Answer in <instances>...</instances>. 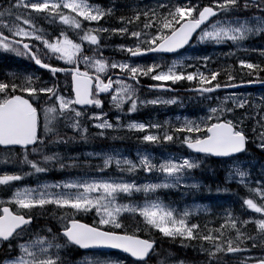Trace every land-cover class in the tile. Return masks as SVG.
Instances as JSON below:
<instances>
[{
	"label": "snow or ice",
	"instance_id": "1",
	"mask_svg": "<svg viewBox=\"0 0 264 264\" xmlns=\"http://www.w3.org/2000/svg\"><path fill=\"white\" fill-rule=\"evenodd\" d=\"M8 7L0 9V18H7V22L0 24V50L12 52L16 56L26 57L33 61L41 69L51 73L53 79L37 85L39 77L25 76L21 83L0 81V165L15 162L17 153L22 156L21 165H27L32 171L4 172L0 174V185H9L14 181H21L25 176L46 173L49 171L44 164H59L60 169L79 167V157L68 156L71 163H64L65 157L59 152L51 155H43V162L30 159L31 154H43L48 143L68 144L77 138L87 142L89 140L87 121L92 122V127L100 129L99 136H105L106 130H114L116 127H124L120 124V117L114 125L106 117L107 113L89 114L83 106L102 107L99 99L100 93L112 92L111 100L116 109L123 110L125 103H130L128 113L138 111L140 106L157 104H175V99L163 100L156 97L152 100L140 99L137 89L123 79L107 82L101 78V73H107L110 69H119L127 75L129 80H135L139 84V76L151 75L155 81L176 84L180 81H196L190 91L198 93L204 99H209L205 94H211L220 88H235L239 85L219 82V71L209 70L207 74L201 71L196 64H188L187 67L195 68L194 72L186 73L176 71L185 65L179 61H173L167 70H160V65L152 64L148 67L133 65L127 61L117 62L99 59L96 56L83 54L82 45L86 42L89 46H96L100 50L99 33H119L135 38L137 43L131 46L121 45V51H126L132 57L144 55L147 52L174 53L185 48L193 40L196 34L197 43L224 44L231 41L239 50L241 42L252 35L264 33V0H209L208 4H202L201 0H158L155 6L145 5L143 8L134 9L131 17H120L121 27L107 28L99 25V21L114 13L113 7H102L90 2V0H7ZM68 10V14L64 13ZM254 10L250 16H241V12ZM33 13H45V19L49 22L59 21L69 25L73 29L80 30L79 40L70 39L66 32L61 31L60 36L54 40L35 23ZM74 13L75 16L71 14ZM77 17L82 19H77ZM83 21L96 22V27L83 29ZM139 22L136 28L129 29L128 25ZM27 26V27H25ZM199 30V31H198ZM38 41L43 45V51L38 45L32 43ZM146 45L147 47H142ZM248 51V49H243ZM255 50V49H253ZM234 55V53H231ZM264 56V50H260ZM52 58L62 60L66 65L73 67L54 66L48 61ZM188 60L202 62L203 68H208L211 57L204 55L198 57H186ZM83 62L86 68L95 69V87L93 76L88 71H81L79 64ZM242 68L250 71L248 75L264 72V67L257 63L240 61ZM59 73L71 75V92L74 96L63 94V88L58 84ZM14 75V74H10ZM234 77L229 74L228 80ZM264 82V81H262ZM251 83V81H250ZM113 84L117 87L113 90ZM164 89V85H156ZM170 91L171 89H164ZM20 93H26L27 96ZM229 101L231 104L229 105ZM247 101L235 96H226L216 107H210L209 115L202 117L198 122L185 119L182 124L170 127V131L160 134H146L142 140L150 143L171 142L178 138L177 133H204L203 135H185L182 142L187 149L195 154L215 157H233L234 160L228 170L226 179L236 180L244 185L250 193H254L262 203L254 202L253 198H246L243 204L255 213L264 217V180L249 181L250 172L246 170L236 154L246 151L249 137L243 130V119L234 122L229 118L237 108H245ZM46 105V106H45ZM79 105L81 107L77 108ZM43 121V135L38 134ZM169 122H165L168 124ZM259 131L253 128L256 147L264 150V123L257 121ZM70 128L74 135L67 136L61 133L59 127ZM162 129L160 123H144L130 121L127 124L129 131L147 132L148 129ZM16 146H19L18 149ZM31 146V147H30ZM88 157L102 160L97 165V171L103 173L113 164L122 173L134 174L139 169L145 173L158 171L163 175L160 182H137L120 177L113 178H85L68 179L62 183L37 184V187H16L9 200H0V247L6 248L8 257L0 264H64L61 257V249L69 245L78 246L80 249H116L129 254L136 261L148 264L149 254H155L156 241L141 239L136 233L141 231L139 223L134 226V231L129 232L128 226L123 224L120 217L124 213L133 216L139 215L143 219V225L150 231L155 229L163 237L176 240L206 242L198 245V250L206 256V264H220L219 254L250 253L252 248L264 245V218L240 220L231 213L226 214L224 223L219 228L204 231L197 223H189V217L193 212L185 209L177 212L176 209L165 205L158 198L149 197L161 189H170L181 186L190 179L192 170L200 168L202 160L199 155L164 158L159 163H153V157L147 152H138L139 164L122 157L119 153H95L89 152ZM258 184L259 186H252ZM184 186L189 189H199L198 182ZM56 190V191H53ZM227 192L228 189L224 188ZM221 189L217 188V192ZM98 193V195H92ZM136 193H143L146 200L141 206L133 201L121 202V197H132ZM10 205L16 206L13 211ZM46 205H55L65 212L59 217L63 225L60 236L46 229L47 233H32L31 226L34 216L33 209H45ZM95 209L99 216L100 225H110L111 229H124L123 234L112 230H101L96 226H88L72 218L79 213H88ZM247 225L254 223L257 235L244 233L237 224ZM206 227V226H205ZM225 229L235 230V236H227ZM25 233H30L29 238L23 243H17ZM63 239V242H61ZM251 241L249 246L246 242ZM18 248V253L16 249ZM86 264H113L111 261L89 258ZM161 264H165L161 261ZM180 264H184L183 261ZM240 264H264V254L261 256L246 255Z\"/></svg>",
	"mask_w": 264,
	"mask_h": 264
},
{
	"label": "rangeland",
	"instance_id": "2",
	"mask_svg": "<svg viewBox=\"0 0 264 264\" xmlns=\"http://www.w3.org/2000/svg\"><path fill=\"white\" fill-rule=\"evenodd\" d=\"M125 1H130V0H117V1H113V5L115 6H111L114 8V13L112 15H110L111 17L114 16H118L124 15V12L119 10L123 7V4H125ZM209 1V0H206ZM91 3L96 4V5H100L102 7L107 8L108 5H103V4H97L95 2H93L92 0H90ZM158 0H135L134 3H131V7L133 8L134 5H136V8H143L145 5L148 6H155L157 4ZM8 7V2L5 0H0V9L2 8H7ZM65 14H68V10L64 9L63 10ZM254 10H252L253 12ZM33 17L35 18V23L36 25L43 29V28H48V27H52L50 28V33L51 35H48V37H51L53 40L56 37L60 36L61 31L66 32V34L68 35V37L70 39H73L75 42H80L79 40V35L78 33H80V30L78 29H73L71 28L69 25H64L61 24L58 20L55 22H49L48 19H45L46 14L45 13H33L32 14ZM72 16H75L74 13L71 14ZM108 18H110L109 16H107ZM78 18V17H77ZM78 19H82V18H78ZM103 19L99 21V25L103 26V27H107L105 23H102ZM7 22V18H0V24L6 23ZM97 24L96 22H91L89 23L88 21H83L82 23V28L86 29L88 27H96ZM122 25H120L119 27H121ZM27 27V26H25ZM45 28V30H46ZM101 38V42H100V50L109 53L110 55L113 56L112 59L108 60L109 62L111 61H117V62H124L127 61L133 65H140L142 67H148L151 66L152 64H158L160 65V70H167V68L169 66L172 65L173 61L179 60L181 61L185 67L184 68H177L176 71L180 72V71H184L186 73H190V72H194L196 69L192 68V67H187L188 64H196L198 67H200L201 71L207 72L210 70L209 68V64H208V68L205 69L202 66V62L198 61V60H188L185 59L186 57H198V56H204L207 55L209 57H211V60L213 59H217L218 57H214L215 56V50L219 51V52H227L230 51L232 49L238 50L237 47L235 45L232 44L231 41H228L224 44H219V45H215V44H209V43H197V40L192 43L189 47H187V49H185L183 52L179 53L176 56H173L172 58L168 59V60H163L162 58L159 57H146V58H131L129 56V53H127L126 51H121L120 49V45H111L110 41H109V37H111L113 35L112 38H121L122 36L119 35V33H99L98 34ZM259 37H264V33L258 34V35H252L250 36L248 39H246L245 41L241 42V48L238 51H244L243 49H248V51H245L247 53H250L246 56V58H241L239 60V62L241 60H244L246 62L252 63L251 58L255 56V53L259 48L257 47V45L255 43L252 44L253 41L256 38ZM128 39H131L130 37ZM125 39V40H128ZM263 40V39H262ZM38 42V41H35ZM133 44H127L125 46H131ZM264 46V43L262 42V48ZM83 48V53L84 54H88L90 53L89 57L91 56H96L95 54L96 51V46H89L86 42L83 43L82 45ZM255 49V50H253ZM99 50V51H100ZM95 53V54H94ZM97 58H99L98 56H96ZM102 59V58H99ZM106 60V59H105ZM214 60V61H215ZM62 64H64V62L62 60H60ZM241 65V64H240ZM93 71H95V69L90 68ZM110 72H120L119 69H110L107 73ZM121 73V72H120ZM104 74V73H101ZM28 75H33L34 77H40L41 79H45L44 76H41L39 74H37L36 72L30 71V73L26 74ZM127 77L126 74H123ZM152 74H149L148 76H139V78H143V79H147L148 81H152V79L150 78ZM126 83H131L136 89H137V95L140 97V99H147V100H152L155 99L156 97H160L163 100H168V99H175L176 103L175 104H157V105H147L145 106H140L138 111L134 112V113H128V109L130 107V103H125L123 105V110L116 112L113 115H110L107 113V119L113 123L114 125H116L117 123V117H120V124L124 125V127H116L114 130H106V135L105 136H99L97 135V133H99L101 130L100 129H96L94 127H92V122L91 121H87L86 124L88 126V133L92 132L94 133V136L99 137V138H106V139H110L112 142H114L113 144H110L109 146H103L102 144L99 143H92L91 145H88L87 147L85 146L80 152H71L70 149L65 150L66 153H60L62 156L65 157L64 161H67L68 163H71V161H69L67 159L68 156H77L79 157V165H83L85 167L88 168V171L83 175V176H79L76 178H70V179H79L81 177H85V178H89V179H93V178H107L108 176H112L113 178L116 177H120L123 179H127V180H136L137 182L143 183V182H160L163 179V175L161 173H159L158 171H154L152 173H145L143 171V169H139L136 173L134 174H127L122 173L120 171H118L115 167V164H113L110 168H108L105 172H103V175H97L98 172L96 169L97 165L102 164V160L98 159V158H92V157H88L86 154L89 152H95V153H100V152H105V153H119L122 155V157L127 158L132 160L134 163L139 164V158H138V152H147L149 153L152 157H153V163H159L161 162L164 158L166 157H170V156H175V157H186V156H196L188 151H183L182 150V138L185 135H203L204 133H177L175 134L176 139H174L171 142H166L168 143V148L167 149H162V150H153L151 149L149 146L146 147H138L136 144H141L140 139V135L141 137H143L146 134H160L163 135L164 131H170V127H176L179 126L180 124L183 123V121L185 119L188 120H193L199 123L200 119L202 117H206L208 116L209 113V109L210 107H216L218 104H220L224 97L226 96H235L239 99H244L247 101V104L245 106V108H237L235 109V111L233 113L229 114V118L233 119L234 122H239L241 119H243V130L245 131V133L248 135L249 137V141L252 144V147L258 150V147H256V143L253 142V140H255V137L253 135V128H256L257 131H259V125L257 123V121H260V123H264V91L262 90V88H256V89H244V90H239V91H234V92H224V93H217V94H213V95H209V99H204L203 96L201 97H197L196 99L193 100V105L191 106L190 110L192 111L191 114L185 113L187 111V102H183L182 99L174 96L172 93H151L149 91V89H153V92H157L158 90L155 89L156 87H153L155 84H158V82H153V83H147V82H139L142 85H145L146 91H144L143 89H141L139 86L135 85L133 82H131L130 80L123 79ZM184 82H188V81H180L176 84H172L170 81L166 82L168 84H170L171 86H174V90H178V86L179 84H183ZM194 82V81H193ZM191 82V83H193ZM117 87V85H115V88ZM143 88V86H141ZM184 87H182L183 89ZM148 89V90H147ZM67 96V95H66ZM110 102L112 103L111 97H110ZM231 104V101H229V105ZM170 107H173L174 109L177 110H171ZM196 107V108H195ZM119 110V109H118ZM89 114L92 113H101V112H97V109H93L91 111L88 112ZM110 118H113L114 120H111ZM130 121H138V122H144V123H149V122H153V123H160L162 125H164V128L162 129H154V128H150L148 129L147 132H138L135 130L129 131L127 129V124ZM169 122L168 124H165V122ZM70 129V128H69ZM129 141L127 142V144L122 145L118 142H123V141ZM175 143V146H173V148L175 150L172 149V144ZM144 144V143H143ZM56 150H59L60 145L56 144ZM171 147V148H170ZM81 149V148H80ZM264 152V150H261ZM1 154V153H0ZM250 156V157H249ZM201 158V157H200ZM234 158H232L231 160L228 161L227 163V174L226 177L228 175V170L233 162ZM239 160L241 163H243L246 167V170H248L250 172V176H249V181H261L264 180V172H262V164H264V162H260L259 159L253 155L252 153L246 154L244 158H240ZM203 162V161H202ZM199 169V168H197ZM197 169L192 170V172L190 173V179L186 180L184 183L187 184H191V183H195L198 182L200 185L202 184V181L196 177V171ZM8 172L9 174L13 173V171L11 170V168L7 167L6 165H0V174H3L4 172ZM84 173V172H83ZM101 173V172H100ZM115 173V174H114ZM107 174V175H105ZM68 180V179H67ZM232 181H236V180H232ZM57 182H46V184H54ZM62 183V182H60ZM184 183L181 184V186L176 187V188H170V189H161L158 192H156L155 194L151 195L149 197V199H159L161 202H163L165 205H168L174 209L177 210V212H182L185 209H189L193 212V215H191L188 219H189V223L191 221L192 218L197 217L200 214H203L206 212L207 208L206 205L200 202H190V203H186L183 206H178V205H174V204H170L168 202V197L165 196H161L159 195V193L161 191L163 192H169V191H180V190H196V189H189L187 187L184 186ZM45 184V183H43ZM9 185H0V200H3L2 197L3 196H7L9 195L8 192V187ZM242 185V184H240ZM245 189H247L244 185H242ZM252 186H259L258 184H253ZM4 187V188H3ZM19 187H32L29 185H22ZM37 187V186H36ZM35 188V187H32ZM248 190V189H247ZM15 190H13L14 192ZM56 191V190H53ZM6 192V193H5ZM12 192V193H13ZM12 193L10 195H12ZM258 200V203H262V201L259 199L258 196H256L254 193H252ZM92 195H98V193H93ZM140 197V198H138ZM177 198H179V194L177 195ZM145 196L143 195V193H136L134 194L132 197H121V202L124 203H128L130 201H133L139 205H143L145 203ZM174 201V200H173ZM176 204H182V201H174ZM94 213V217H97V222L99 221V216H97L95 214V209H93L92 211ZM88 212V213H90ZM88 213H82V214H88ZM126 215L127 217H133L132 214L130 213H124L122 216ZM121 216V217H122ZM138 216L139 215H135ZM120 217V218H121ZM142 219V217H140ZM225 218H226V214H225ZM259 218H264L261 217V215H255L254 219H259ZM143 220V219H142ZM100 225V224H99ZM101 227H110V225H100ZM256 226V225H255ZM257 229V228H256ZM252 256H261L264 253H260V254H254V253H249ZM92 258V259H100V260H106V261H111L113 262V264H133L131 261H129L128 259L123 258L122 256H118V255H112V254H101V253H90L87 257H85L83 262H80V264H86L87 259ZM183 261L184 264L185 263H189L188 261H185L183 259H173L170 260L168 262V264H180V262ZM193 263H205L204 261H197V262H193Z\"/></svg>",
	"mask_w": 264,
	"mask_h": 264
},
{
	"label": "trees",
	"instance_id": "3",
	"mask_svg": "<svg viewBox=\"0 0 264 264\" xmlns=\"http://www.w3.org/2000/svg\"><path fill=\"white\" fill-rule=\"evenodd\" d=\"M92 1L101 3L104 6L105 4L110 2V0H92ZM112 1L115 2L117 0H112ZM202 4H205V3L202 2ZM119 10L124 12V15H123L124 17H131L134 15V9L131 7L129 3L125 5L124 10L123 9H119ZM242 15H246V14L242 13ZM109 17L110 18L106 16L103 19L102 23H105L106 26L115 25L119 27L121 25V21L119 17H114V16L112 17L109 16ZM138 23L139 22L128 25L129 29L136 28ZM119 35L122 36L124 39L129 38L128 35H121V34ZM126 41H134V38L128 39ZM262 42L264 43V40L257 41V44H261ZM142 47H147V46L142 45ZM0 53H3V57L11 58L10 60H7V61H5L4 59H0V81L12 82L14 80V82L17 84L21 83L23 79H19L20 77H18L19 71H20V68L18 67H20V65L19 63H16V60H14L16 57H20V56H16L12 52H5L3 50H0ZM96 53L98 55H104L107 59L111 58L110 54L107 52L100 50L99 52L96 51ZM231 53H234V55H232ZM216 56L218 57L216 60L213 59L208 62L210 70H216L220 72V75L217 77V81H213V84L217 82L221 84H224V83L239 84V83H245V82H250V81H262V79H264V72H259V73H256L255 75H248L247 73H249L252 70L241 67L239 60L243 58L242 51L232 49L227 52H219L215 50L214 57ZM21 58L25 60L26 62L32 64V61L27 59L26 57H21ZM251 61L252 63H257V64H260L261 67H264V57L262 56L260 57L254 56L251 58ZM15 64H17L18 67H17V71L13 73L16 70V67H14ZM207 72L205 73L207 74ZM10 74H14V76ZM229 74H231L234 77L232 81L228 80ZM148 82H151V81H148ZM38 84H39V81H37V85ZM194 84H196V81H194L193 83L184 82L183 84H179L178 86L189 88L193 86ZM20 94L27 96L26 93H20ZM61 133H66L67 136H72L70 133H67V132L61 131ZM39 134L43 135V127L40 128ZM66 148L67 146L62 151H65ZM55 152H57L56 145L54 143H48L47 147L43 150V154H31L29 158L43 162V155H51ZM249 153H252L253 155H255L260 160V162H262V151L253 148L252 144H249L248 146L247 154ZM20 159H22V156L18 152L15 162H17V164H20ZM218 163L217 161H214L212 158H206V163L204 164L206 165V167L204 166V170H201V169L199 170V173L201 175L205 173H212L214 171H219L220 178L218 180L206 181L207 185L205 186V188L203 189L201 193H199L198 195L194 194L192 196H189L186 200L182 199L183 196H180L181 194L179 195V198L182 199V204L190 200H203L204 202L208 203L209 213L205 215H200L194 218L192 221V223L199 224L201 226V229L204 231H207L208 229L219 228L220 225L224 223V220H225L224 215L226 213H231L233 217H239L241 221L253 219L254 216L257 214L253 212L251 209H248L247 206L243 204V200L246 198H253L254 202L256 203H258L259 200L252 193H250L247 189H245L239 184H236V183L226 184V181L224 178V170L220 165V163L222 162H218ZM43 166L48 167L49 171L46 173L29 175V177H37L38 179H41V178L57 179L63 176L80 175V174H83V172L85 173L88 171L87 167L85 166L66 168L63 170L60 169L59 164L49 163V164H44ZM23 167L26 169L25 172L32 171L27 165H23ZM60 172H61V175L63 174L62 176L59 174ZM217 188H220L221 191L217 192ZM224 188H227L228 191L227 192L223 191L222 189ZM172 193L174 192L166 193L165 196L173 200ZM120 220L123 224L128 226L129 232L134 231V226L137 223H139L141 231L137 232L136 235L141 236V237L151 238L157 242V246L155 249L156 252L150 257L148 264H161V261H164L165 264H168L170 260L178 259V258L187 260L190 262L199 261V260L194 261V259H196L197 257H200L201 261L206 260V256L202 254L201 252H199L198 250V245L201 243H204L206 245V242L187 241L185 244L182 245L181 243L183 242L179 238H177L176 240H172L171 238L160 236V234L154 229L149 231L143 225V220L140 219L138 216H133V217L123 216ZM237 227L241 228V230L246 234L253 235V236L257 235V229L254 223H248L247 225H242L238 223ZM225 234H226V237L227 236L234 237L235 230L225 229ZM246 243L249 246L251 245V241H247ZM250 253H254V254L264 253V245H261V247L252 248ZM246 254H249V253L228 254V255L219 254L220 263L233 262V264H240V260H242ZM139 264H142V263H139Z\"/></svg>",
	"mask_w": 264,
	"mask_h": 264
},
{
	"label": "flooded vegetation",
	"instance_id": "4",
	"mask_svg": "<svg viewBox=\"0 0 264 264\" xmlns=\"http://www.w3.org/2000/svg\"><path fill=\"white\" fill-rule=\"evenodd\" d=\"M48 62H50L51 64H53L55 66H63V64L55 61L53 58L51 60H49ZM73 66L74 65H68V66L64 65L63 67H73ZM79 68L81 71H88L91 75L94 76L93 80H94V87H95V75H96L95 71H93L90 68H86L83 62H81L79 64ZM119 75H121V74H119V72H113V73L108 74L107 76H105V74H100L101 78L105 81V83L107 82L109 77H111V78H113V80H115L119 77ZM67 77H69V76H67ZM67 77H61L58 79V84L61 88H63V90H64L63 94L65 96H66L65 88H68V87L70 88V86H71V83H70L71 82V75H70V79ZM103 77H105V78H103ZM138 85L146 87L145 85H142V84H138ZM113 88H114V84H113ZM111 94H112V92L100 93L98 98L101 99V101H102V107L97 108V107L93 106L94 107L93 109H97V111H100V112H102V110H107L110 114H112V111H110V110L111 109L114 110L115 107L112 104H109V101L105 102L106 98H108V100H109V97ZM69 95H72L71 90L69 92ZM93 109H85V110L87 112H89ZM110 119L114 120L113 118H110ZM59 130L62 132L73 133L72 130L71 131L69 130V128H64L62 126L59 127ZM88 135L90 137L91 135H94V133L89 132ZM74 143L78 144V145L82 144L81 141H77V140H75ZM262 166H263L262 172H264V164H262ZM20 167H21V165H20ZM65 180H67V179L56 180V182L60 183V182H63ZM53 182H55V181H53ZM37 184L38 183H31L30 186L36 187ZM39 184H41V183H39ZM200 190H201V188H200ZM11 196L12 195L3 196L2 199L7 201L11 198ZM10 207L12 208L13 211L17 210L15 205H10ZM64 212H65V210L58 209V208H56L55 205H46L44 210H41L39 208L33 209L31 214L34 216V220H33L32 226H31V232L36 233V232H41V230H44L43 234L51 235L50 233L46 232V229L51 228L54 233H56L58 236H60L62 234V231H63V225L60 222L59 217L61 215H63ZM72 218H74L78 221L86 222V223H90V224L92 222L90 220V213H88V214L79 213L75 217H72ZM29 235H30V233H25L23 238L21 240L17 241V243L25 242L29 238ZM61 242H63V239H61ZM15 251H16V253H18V251H19L18 248ZM88 255H89V252H84L74 245H69L66 248L61 249V257L64 261V264H80V262H83L85 257H87ZM7 257H8V252H7L6 248L0 247V262H2ZM221 264H231V263H221Z\"/></svg>",
	"mask_w": 264,
	"mask_h": 264
},
{
	"label": "bare ground",
	"instance_id": "5",
	"mask_svg": "<svg viewBox=\"0 0 264 264\" xmlns=\"http://www.w3.org/2000/svg\"><path fill=\"white\" fill-rule=\"evenodd\" d=\"M134 1L135 0H130L128 2L125 1V4H123V7H125V5L128 4V3L129 4L134 3ZM105 5H108V7L115 6V5H113V1L112 0H110V2L107 3V4H105ZM121 9L124 10V8H121ZM248 12H249V10H247L246 12H241V13L248 14ZM116 17H119L120 18L121 15H118ZM107 28H119V27L118 26H115V25H109V26H107ZM111 37H113V35ZM111 37L108 38L111 45H120V46L121 45H127V42H126V40L123 37H121V38H112V39H111ZM262 39L264 40V37H259V38H256L254 40H251V41H253L252 44L255 43L257 45V47L259 48L255 53H253V54H255L256 57L262 56V55H260V50H264V46L262 48V43L261 44H257V41H262ZM242 53H243V58H246V56L248 54H250V53H247L245 51H242ZM262 57H264V56H262ZM0 59H4L5 61H7V60H10L11 58L0 56ZM171 93L174 96H176V97H178L180 99H184V98L190 97L189 94L179 92L178 90H171ZM170 109L171 110H177V109H174L173 107H170ZM59 174L61 175V172ZM202 178L204 180H206V181L218 180L220 178V172L219 171H214L212 173H205V174L202 175ZM177 195L178 194H174L173 195V200L176 201V202L177 201H182V199L177 198ZM197 260H200L201 261L200 257H197L196 259H194V261H197ZM203 261L206 262V260H203Z\"/></svg>",
	"mask_w": 264,
	"mask_h": 264
},
{
	"label": "water",
	"instance_id": "6",
	"mask_svg": "<svg viewBox=\"0 0 264 264\" xmlns=\"http://www.w3.org/2000/svg\"><path fill=\"white\" fill-rule=\"evenodd\" d=\"M196 34H194V36H195ZM191 42V41H190ZM187 46V45H186ZM185 46V47H186ZM180 50H182V49H180ZM180 50H178V51H180ZM177 51V52H178ZM150 53H153V54H163V55H171V54H174V53H176V52H174V53H159V52H150ZM38 66V65H37ZM39 67V66H38ZM40 68V67H39ZM41 69V68H40ZM255 86H262V83H255V82H251V83H244V84H240L238 87H235V88H220V89H218L217 91H220V90H236V89H240V88H246V87H255ZM155 89H161V90H164V89H168V88H166L165 86H164V89H162V88H159V87H156ZM85 106H88V105H85ZM85 106H83V107H85ZM16 147H19V146H16ZM240 154V153H239ZM203 155V154H202ZM236 155H238V154H236ZM212 157H214V158H216V159H223V158H228V157H215V156H212ZM83 224V223H82ZM89 226V225H88ZM91 227V226H90ZM118 234H120V233H118ZM142 239V238H141ZM78 247V246H77ZM82 250H84V251H101V252H118V253H121V254H124V255H126V256H128L129 258H131V259H133L134 261H136L135 260V258H133V257H131L129 254H127V253H124V252H122V251H120V250H116V249H106V248H98V249H82ZM151 254V253H150ZM150 254H149V256H150ZM149 257H146L145 259H148Z\"/></svg>",
	"mask_w": 264,
	"mask_h": 264
}]
</instances>
